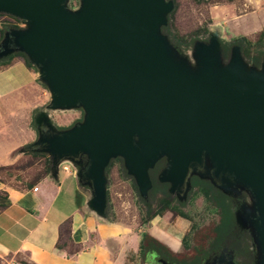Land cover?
<instances>
[{"label": "water", "instance_id": "obj_1", "mask_svg": "<svg viewBox=\"0 0 264 264\" xmlns=\"http://www.w3.org/2000/svg\"><path fill=\"white\" fill-rule=\"evenodd\" d=\"M75 1L0 0V15L22 22L5 33L0 61L24 54L51 110L85 112L63 131L41 118L48 132L32 152L51 159L54 177L74 167L91 189L90 208L104 217L106 169L117 158L144 199L162 159L158 180L170 194L190 191L193 176L229 196L245 190L252 205L244 222L259 252L252 264H264V64L249 69L238 46L224 63L216 39L195 45V66L181 59L163 33L173 1L79 0L69 9Z\"/></svg>", "mask_w": 264, "mask_h": 264}, {"label": "rangeland", "instance_id": "obj_2", "mask_svg": "<svg viewBox=\"0 0 264 264\" xmlns=\"http://www.w3.org/2000/svg\"><path fill=\"white\" fill-rule=\"evenodd\" d=\"M167 1H173L175 8L168 16L167 33H163L168 37L181 59L187 60L192 66H195V45L197 43H210L213 39H216L220 43L223 54L225 47L229 48L228 59L224 60V63L230 59L233 47L238 46L249 69L262 70L264 64V57L262 58V54H264V0ZM78 6L79 0L68 5L69 9H74ZM13 24L9 17L0 16V30L6 27H9L8 30L12 29ZM19 24H22V22L16 24L18 28ZM254 58H262L259 61L260 64L251 63L250 59L254 60ZM33 69L37 72L34 66ZM39 87V96L37 98L36 95L30 97L33 102L32 106L36 105V109L31 112L29 108L24 106L22 112L25 120L31 118L28 124H30V129L35 132L37 137L32 144L24 147H27L26 149L30 150V153L25 154L27 156H24L23 160L1 169V176L7 181H25L31 178L33 174L36 176L35 168H40L43 164L44 160H37L31 155L32 145L38 141L40 136L41 124L39 122L41 123L42 119H47L58 131L67 130L84 120L85 112L82 108L68 111L51 110V97L47 86L41 83ZM33 163L38 164L37 166H32ZM166 166V159H162L158 167L162 169ZM50 168L51 163L48 166L49 170ZM159 168H157L156 176H151L153 188L146 199L141 197L136 181L128 174L122 158L111 161L106 169L108 182V205L106 211L110 219L120 227H123L126 232H132L129 237H135L136 233L145 236L143 252L138 258L134 257L139 264H149L146 254L151 244L146 238L149 235L148 233H150V228L145 225L150 218L155 216H157L156 218L164 217L162 219L165 221L161 223L164 224L161 229L153 227L156 223L151 224L153 237L162 238L160 230L164 231L166 229V231L171 232L170 235L174 236V248L180 249L178 255L185 257L191 254L193 248H206V240L214 234V230L220 225V209L216 207L215 201H211L207 197L208 195L192 185L187 201L179 204L177 199L170 195V185L166 186L159 182L157 178L161 170ZM199 181H203L202 183L205 186L211 187L209 181ZM229 198L232 201L239 232L251 235L252 262L257 261L259 252L252 236V228L244 222V215L247 210H250L249 208L252 205L249 194L245 190H239L235 194L230 195ZM173 210H176V212H172ZM170 220H173V223L167 225L166 223ZM145 229H147L146 233H144ZM226 236L224 241L231 242L236 240L237 233H229ZM180 244H182L181 248H179ZM240 259L238 260L242 262ZM248 264L251 263L249 262Z\"/></svg>", "mask_w": 264, "mask_h": 264}, {"label": "crops", "instance_id": "obj_3", "mask_svg": "<svg viewBox=\"0 0 264 264\" xmlns=\"http://www.w3.org/2000/svg\"><path fill=\"white\" fill-rule=\"evenodd\" d=\"M16 54L0 61V171L23 160L30 153L24 147L37 137L22 112L36 109L30 97L39 96L41 82ZM38 159L44 162L36 176L25 181H7L0 173V264H139L134 257L144 250L142 231L131 240L132 232L107 212L93 211L91 189L74 167L66 163L54 177L45 172V157ZM163 219L155 218L153 227L161 229Z\"/></svg>", "mask_w": 264, "mask_h": 264}, {"label": "flooded vegetation", "instance_id": "obj_4", "mask_svg": "<svg viewBox=\"0 0 264 264\" xmlns=\"http://www.w3.org/2000/svg\"><path fill=\"white\" fill-rule=\"evenodd\" d=\"M40 131L48 132V126L44 122H42V124L40 125ZM159 163L155 166L153 170L150 171V176H156L155 174L157 172ZM162 169L160 170V173L158 174L157 178H159L161 172L164 170ZM195 178L201 180L199 176H193L191 178V184H192V180ZM216 183L218 184V186L222 185L221 181H218ZM209 184L210 186H212L213 189H215L216 191L222 193L223 195L229 198V195L223 193L217 186L213 185L211 182H209ZM164 185L169 186V184H164ZM188 193L189 191L186 194L182 193L180 196L173 195V194H170V195L176 198L179 204H183L187 201ZM172 212H176V210H173ZM156 217L157 216L148 219L147 221L148 223L146 224L147 228H150V233H148L149 235L146 238V240L150 242L151 244V246L149 245V249H147V254H146L147 262H149V264H194V263L196 264H248L249 262L251 264L253 263L252 262V259H253L252 251H251L250 259L245 261L243 259H240L238 253L234 249L230 248V245H229L230 242H226L223 244L220 243L219 246H222V245L223 246L218 247V248H215L212 244H210V242H212V239H214L216 236L215 230H214V234H212V236L208 237V239L206 240L207 241L206 248H202V249L193 248V250H191V254H189L187 257L180 256L178 255L180 253V249H175L173 246L174 236L170 235L171 232H168L165 229L163 233H161L163 237L162 238L160 237L161 239L159 240L158 238L152 236L153 231H152L151 224L153 223ZM172 223H173V220L172 221L170 220L167 223V225H171ZM240 233H243V232H240ZM181 247H182V244H180L179 248ZM187 250H190V249H187ZM238 259H240L242 262H240Z\"/></svg>", "mask_w": 264, "mask_h": 264}, {"label": "trees", "instance_id": "obj_5", "mask_svg": "<svg viewBox=\"0 0 264 264\" xmlns=\"http://www.w3.org/2000/svg\"><path fill=\"white\" fill-rule=\"evenodd\" d=\"M2 16V14L0 15ZM7 17H9L13 24V28H18V26L16 25L17 23H21L20 20L5 15ZM9 27L3 28L2 30H0V42L1 40L4 38L5 33L7 32ZM163 32L166 34L167 33V27L163 28ZM238 43V42H237ZM240 43V40H239ZM228 54H229V48L225 47L224 50V59H228ZM16 56H20L22 57L25 62L26 65L29 68H33L32 64L28 61V59L26 58V56L22 53H17ZM264 57V54H262V58ZM262 58L256 59L254 58V60H251V63H254L255 65L260 64L259 61H261ZM258 60V61H257ZM255 61V62H254ZM31 155L35 158H42L45 157V172L46 173H50V170L52 169V167L50 168V170L48 169V166L51 163L50 158H47L45 154H40V153H31ZM159 168V167H158ZM161 169V168H159ZM203 181H199L197 178L192 180V184L195 187H198L200 189V191H203L206 195H208L207 197L210 198V200L215 201V205L216 207H218L220 209V216H221V220H220V225L218 226L217 229H215L216 232V236L214 239H212V242H210V244H212L215 248L218 247H222L219 246L220 243H226L224 241V238H226L227 234L229 233H237V238L236 240H233L230 242V248L234 249L240 258H242L243 260L247 261L250 259L251 257V246H250V236L247 233H240L237 225H236V218H235V214L233 212V207H232V201L230 198L226 197L225 195H223L222 193L213 190L212 186L211 187H207L205 186L203 183ZM212 188V190H211ZM3 207H5V204H2ZM226 236V237H225ZM240 246V247H239ZM197 262V261H196ZM196 264V263H194Z\"/></svg>", "mask_w": 264, "mask_h": 264}, {"label": "built area", "instance_id": "obj_6", "mask_svg": "<svg viewBox=\"0 0 264 264\" xmlns=\"http://www.w3.org/2000/svg\"><path fill=\"white\" fill-rule=\"evenodd\" d=\"M21 26H22V24H19V27H21ZM68 169H69L68 166L67 167H64V170L68 171Z\"/></svg>", "mask_w": 264, "mask_h": 264}]
</instances>
